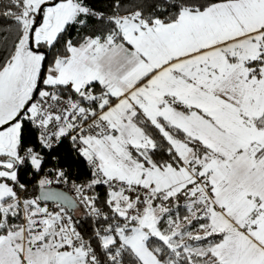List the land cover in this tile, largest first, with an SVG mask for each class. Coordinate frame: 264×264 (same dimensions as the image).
I'll list each match as a JSON object with an SVG mask.
<instances>
[{
    "label": "snow or ice",
    "instance_id": "1",
    "mask_svg": "<svg viewBox=\"0 0 264 264\" xmlns=\"http://www.w3.org/2000/svg\"><path fill=\"white\" fill-rule=\"evenodd\" d=\"M0 264H264V0H0Z\"/></svg>",
    "mask_w": 264,
    "mask_h": 264
},
{
    "label": "trees",
    "instance_id": "2",
    "mask_svg": "<svg viewBox=\"0 0 264 264\" xmlns=\"http://www.w3.org/2000/svg\"><path fill=\"white\" fill-rule=\"evenodd\" d=\"M59 151H63V147L59 150ZM53 155H56V153H53ZM79 172V176H77L75 173ZM88 172L85 170V166L83 164L77 166V165H73V175L75 178L79 179V180H84L87 176H88ZM104 189L101 187L97 188V191L102 192Z\"/></svg>",
    "mask_w": 264,
    "mask_h": 264
},
{
    "label": "built area",
    "instance_id": "3",
    "mask_svg": "<svg viewBox=\"0 0 264 264\" xmlns=\"http://www.w3.org/2000/svg\"><path fill=\"white\" fill-rule=\"evenodd\" d=\"M71 178L73 180H76L77 182L82 181V180H79V179L75 178L74 176H72ZM60 187L63 188V189H65V190H67L72 196H74V192L68 190L69 189V186L68 185H63V186H60Z\"/></svg>",
    "mask_w": 264,
    "mask_h": 264
},
{
    "label": "water",
    "instance_id": "4",
    "mask_svg": "<svg viewBox=\"0 0 264 264\" xmlns=\"http://www.w3.org/2000/svg\"><path fill=\"white\" fill-rule=\"evenodd\" d=\"M60 190H62V191H66L67 194H68L69 196H72L67 190H65V189H63V188H61V187H60Z\"/></svg>",
    "mask_w": 264,
    "mask_h": 264
}]
</instances>
